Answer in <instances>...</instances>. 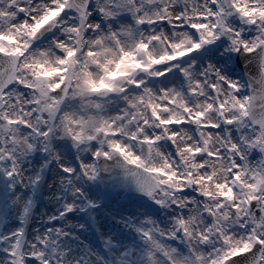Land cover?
<instances>
[{
	"label": "snow or ice",
	"instance_id": "6c2138e0",
	"mask_svg": "<svg viewBox=\"0 0 264 264\" xmlns=\"http://www.w3.org/2000/svg\"><path fill=\"white\" fill-rule=\"evenodd\" d=\"M33 152L64 178L60 215L77 222L56 236L66 256L52 258L51 232L25 244L43 264H83L73 234L95 246L93 217L121 246L92 264H264V0H0L13 197L42 179L23 174ZM114 170L155 202L140 205L131 259L107 199L85 187Z\"/></svg>",
	"mask_w": 264,
	"mask_h": 264
},
{
	"label": "rangeland",
	"instance_id": "374dc122",
	"mask_svg": "<svg viewBox=\"0 0 264 264\" xmlns=\"http://www.w3.org/2000/svg\"><path fill=\"white\" fill-rule=\"evenodd\" d=\"M35 156L36 153L33 152L21 161L23 174L26 178H30L33 175L34 168L36 169L37 175L42 174L40 183L33 184L27 189V197L25 199H21L19 196L13 197L14 189L9 182L5 191H2L0 188V211L7 220V227L3 232L4 241L0 253H10L14 249L16 255L21 257L23 264H25L26 257L29 259L34 258L38 264L39 260L43 261V258L38 253L34 252L29 256L25 249V244L27 243L31 247L34 243L41 242V237L46 236L49 232L53 234V238L48 245L49 249L54 251L52 258L55 259L57 253L62 257L66 256L68 248L57 240L56 236L60 230L68 231L72 229L74 224H77L71 218L65 220L60 215L63 201L59 188L66 187L64 178L56 175V169L51 161L45 162L41 159L40 164L37 165ZM42 156L43 154L41 153ZM85 187L94 190L101 197L98 203H104L105 198L107 199L109 204L107 211L111 214V217L118 218L117 222L123 223L126 226H134L138 221L144 219L142 215L144 208L140 207V205L146 201H141L125 191H117L111 194L106 193L102 189L101 180L89 181ZM23 191L24 188L21 186V192ZM147 203L154 204L155 202L150 200ZM157 207L160 206L157 205ZM43 215L48 220L45 225L41 223ZM161 217H166L164 210H161L159 215L155 216L154 219L159 221ZM95 227L97 232L95 246L91 240H85V237L73 234V239L84 241L83 245L79 246L78 255L76 256L83 264H86V262L92 264L89 261L88 255L94 254L97 258V248L101 251H107L121 246V242L116 241L112 233L104 235L103 230L96 221ZM123 230L128 238L123 240L122 244L127 247L128 251L126 255L131 259L133 258L131 256L132 251L137 250L139 255L145 242L142 237L141 241L137 242L130 232L125 229ZM78 231L79 229H77ZM60 239L62 240V237ZM111 260H116L117 264H126L122 256L118 257L115 254L109 257V261ZM9 261L13 264V256L10 254L8 255L6 264Z\"/></svg>",
	"mask_w": 264,
	"mask_h": 264
},
{
	"label": "water",
	"instance_id": "95a60500",
	"mask_svg": "<svg viewBox=\"0 0 264 264\" xmlns=\"http://www.w3.org/2000/svg\"><path fill=\"white\" fill-rule=\"evenodd\" d=\"M104 183V189L108 192L115 191L117 189H126L131 194L148 199L144 192L138 190L136 186V182L131 178H126L122 172L119 170L110 171L109 173L104 174L103 178L101 179ZM8 178L4 176H0V186L1 190L5 191L7 186ZM94 223V219H93ZM6 227L5 218L2 212L0 211V246L3 242L1 235L3 233L4 228ZM128 229L132 230L133 235L135 238L139 239L137 231L133 229V227H129ZM13 264H22V259L20 256L15 255L13 257Z\"/></svg>",
	"mask_w": 264,
	"mask_h": 264
},
{
	"label": "flooded vegetation",
	"instance_id": "af4514ba",
	"mask_svg": "<svg viewBox=\"0 0 264 264\" xmlns=\"http://www.w3.org/2000/svg\"><path fill=\"white\" fill-rule=\"evenodd\" d=\"M123 191H124V190H123ZM61 218H64V217L61 216ZM112 218L114 219V221H115L116 223H119V224H120L121 228L125 229L123 223L117 222V220H118L117 217H116V218H115V217H112ZM43 220H44V221L46 222V224H47L48 220L46 219L45 215H43V217L41 218V223H42ZM50 251H51V255H53V254H54V251H53L52 249H50ZM95 258H96V257H95ZM41 261H42V260H39V264L41 263ZM86 264H89V263L86 262Z\"/></svg>",
	"mask_w": 264,
	"mask_h": 264
}]
</instances>
